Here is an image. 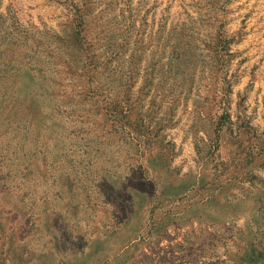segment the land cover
Returning a JSON list of instances; mask_svg holds the SVG:
<instances>
[{"label": "rangeland", "instance_id": "1", "mask_svg": "<svg viewBox=\"0 0 264 264\" xmlns=\"http://www.w3.org/2000/svg\"><path fill=\"white\" fill-rule=\"evenodd\" d=\"M0 264H264V0H0Z\"/></svg>", "mask_w": 264, "mask_h": 264}]
</instances>
